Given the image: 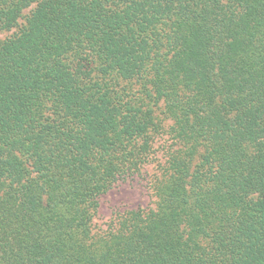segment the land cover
<instances>
[{"label":"trees","instance_id":"obj_1","mask_svg":"<svg viewBox=\"0 0 264 264\" xmlns=\"http://www.w3.org/2000/svg\"><path fill=\"white\" fill-rule=\"evenodd\" d=\"M1 33L0 264H264V0H0Z\"/></svg>","mask_w":264,"mask_h":264},{"label":"rangeland","instance_id":"obj_2","mask_svg":"<svg viewBox=\"0 0 264 264\" xmlns=\"http://www.w3.org/2000/svg\"><path fill=\"white\" fill-rule=\"evenodd\" d=\"M4 36L5 33L0 34V37ZM166 125H171V121H166ZM159 144L161 146L158 156L161 157L164 153L162 149L164 141H160ZM145 172L147 174L145 177L136 176L127 181H121L113 190L101 197L99 214L96 222L98 227H104L120 213L131 210H149L155 208V198L152 194V188H150V178L152 174L157 172L156 165L152 164L147 166Z\"/></svg>","mask_w":264,"mask_h":264}]
</instances>
